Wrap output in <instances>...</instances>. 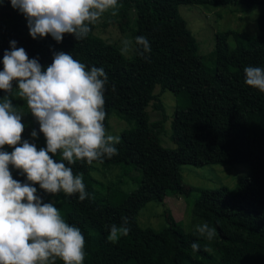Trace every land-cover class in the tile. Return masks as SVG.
Listing matches in <instances>:
<instances>
[{
	"label": "trees",
	"instance_id": "16d2710c",
	"mask_svg": "<svg viewBox=\"0 0 264 264\" xmlns=\"http://www.w3.org/2000/svg\"><path fill=\"white\" fill-rule=\"evenodd\" d=\"M117 16L106 14L102 27L115 23L121 33L147 37L151 46L150 62L135 53L120 54V47L95 34L99 22L83 41L66 34L62 43L50 35L34 40L27 20L11 6L0 3V71L3 55L10 41L26 50L30 59L38 58L46 69L54 52H66L89 68H103L108 76L105 91V127L112 112L134 126L120 134L118 155L102 163L125 165L142 173L139 187L123 197L116 206L101 202L94 194L90 178H85L89 198L47 194L36 184L37 194L45 203H53L70 225L79 227L85 236V264H264V93L245 84L246 66L264 67V44L258 49L253 37L241 32L223 31L215 35V69L208 72L199 54L198 43L178 12L182 4L203 6H239L246 10L260 6L263 14L257 27L264 38V0H119ZM231 35L235 47L231 49ZM18 87V85H14ZM115 91H112V88ZM158 88V93H155ZM169 92L176 98L170 118L169 139L176 149L160 144L158 131L162 121L151 123L147 107ZM5 93L0 90V99ZM23 114L26 128L22 140L46 148L39 124L30 114L26 102L11 97ZM38 139L31 137L32 130ZM158 131H157V130ZM5 150L12 151L10 146ZM51 155V154H50ZM59 162L58 156L52 157ZM246 164L250 171L233 188L197 190L195 212L202 224L216 229L208 241L194 230L185 232L172 212L163 213L166 227L159 232L139 227L137 216L150 202L162 203L166 197L187 198L195 190L182 182L183 165L233 166ZM14 179L26 182L13 166ZM75 174L89 176L91 166L77 162L71 165ZM129 219L130 232L116 242H108L112 224L120 225L121 217ZM200 250L193 251L192 243ZM209 243L215 253L209 252ZM56 264H63L57 259Z\"/></svg>",
	"mask_w": 264,
	"mask_h": 264
},
{
	"label": "clouds",
	"instance_id": "9594fccd",
	"mask_svg": "<svg viewBox=\"0 0 264 264\" xmlns=\"http://www.w3.org/2000/svg\"><path fill=\"white\" fill-rule=\"evenodd\" d=\"M3 0H0L2 3ZM11 6L27 20L34 40L49 35L62 43L66 34L83 41L106 14L115 17L122 6L119 0H10ZM151 46L147 37L121 41L120 54L135 53L150 62ZM245 84L264 93V67L246 66ZM108 76L103 68L75 59L72 54L53 53L45 69L38 58L30 59L26 50L10 41L0 71V264H84L86 240L79 227L70 225L54 203H45L36 184L47 194L89 198L83 174H75L77 162L92 166L118 155V135L105 127V91ZM14 85H18L15 87ZM112 91H115L113 86ZM26 102L39 124L46 148L22 140L23 114L11 97ZM33 140L38 139L35 129ZM5 146L12 148L11 152ZM51 154V155H50ZM58 156L59 162L52 157ZM26 175V182L13 178L9 166ZM112 224L108 242H116L130 232L129 219L121 217ZM200 237L211 241L216 229L207 222L196 226ZM200 250L199 243L190 245Z\"/></svg>",
	"mask_w": 264,
	"mask_h": 264
},
{
	"label": "rangeland",
	"instance_id": "374dc122",
	"mask_svg": "<svg viewBox=\"0 0 264 264\" xmlns=\"http://www.w3.org/2000/svg\"><path fill=\"white\" fill-rule=\"evenodd\" d=\"M178 12L186 21L188 29L195 37L199 54L202 57L204 67L208 72L215 69L214 45L215 35L228 31L241 32L253 37L252 43L258 49L264 44V38L257 27V19L263 14L260 6L244 7L227 6H203L182 4L178 7ZM106 21L102 18L95 34L101 39L118 45L121 48V41L125 38L130 39L129 33H121L115 23L107 27H102ZM228 45L231 49L235 47L234 39L231 35L228 38ZM131 54L125 56L130 57ZM155 93H158L156 88ZM158 101L161 104L159 109H154L157 102L151 101L147 107L149 120L151 123L162 121L163 129L157 130L160 144L163 148L174 150L176 145L168 137L170 118L176 105V98L169 92H163ZM133 122L120 119L115 112L109 116L107 131L109 134L120 136L121 132L133 128ZM250 169L246 164H236L233 166L206 165L196 167L192 165H183L180 168L182 182L195 189L187 198L173 195L166 197L162 203L150 202L142 208L137 216L139 227L151 229L155 232L162 231L166 227L163 213L169 209L176 221L181 222L183 230L190 232L196 229V226L202 224L195 212L194 201L198 196L197 190L218 189L220 187L233 188ZM142 173L139 169H132L125 165L97 164L91 166L89 176L83 175V178H90L91 186L95 196L103 203L116 206L119 202L135 191L141 182ZM53 203V201H51ZM209 243V252H214ZM85 264V260H84ZM129 264H135L131 261Z\"/></svg>",
	"mask_w": 264,
	"mask_h": 264
}]
</instances>
